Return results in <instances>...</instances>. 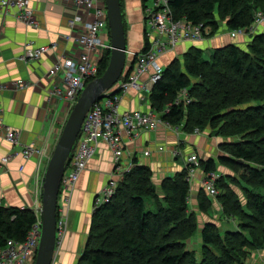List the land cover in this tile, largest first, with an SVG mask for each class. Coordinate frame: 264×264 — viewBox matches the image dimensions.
<instances>
[{
	"label": "trees",
	"instance_id": "trees-1",
	"mask_svg": "<svg viewBox=\"0 0 264 264\" xmlns=\"http://www.w3.org/2000/svg\"><path fill=\"white\" fill-rule=\"evenodd\" d=\"M169 3L176 19L208 26L213 35L223 25L230 31L249 30L257 12H264V0ZM251 37L246 47L232 42L211 54L192 45L164 67L149 93L151 107L170 125L189 133L211 129L224 139L218 159H202L200 167L206 174H220L215 181L218 201L238 229L223 231L208 222L201 229L200 254L191 249L200 223L190 209L188 167L157 184L152 168L135 161L110 201L94 209L77 264H249L254 250H264V31ZM110 55L107 50L99 76ZM184 89L191 101L177 104ZM220 165L234 175L220 173ZM206 191L199 192L203 211L212 205ZM35 221L30 209L0 206V247L9 239L25 240Z\"/></svg>",
	"mask_w": 264,
	"mask_h": 264
},
{
	"label": "crops",
	"instance_id": "crops-1",
	"mask_svg": "<svg viewBox=\"0 0 264 264\" xmlns=\"http://www.w3.org/2000/svg\"><path fill=\"white\" fill-rule=\"evenodd\" d=\"M34 10L36 25L21 21L13 9L0 11V93L2 117L20 135V144L13 145L0 138V199L6 207H35L42 202L43 183L46 170L66 121L72 110V103L66 99L50 98L49 91L54 83L50 71L63 55L75 54L81 50L77 36L83 31L81 24L71 28L68 20L77 13H84L72 0H29ZM127 35V49L131 58L147 46L146 22L147 0H121ZM87 19L91 16L85 17ZM264 26L257 27V33ZM251 34L233 37L226 25L215 35L201 41H183L159 57L164 67L181 57L192 45L206 51H213L229 43L245 47L251 41ZM59 43L58 49L44 55L37 61L24 62L19 59L27 43L33 45ZM131 63V62H130ZM129 63V64H130ZM132 66V63L130 64ZM21 80V83L18 81ZM23 85V86H22ZM150 94L130 89L119 104L121 112L150 110ZM224 139L212 134L211 129L200 133L186 132L161 125L156 130L140 128L132 136H123L125 155L123 165L137 161L154 171V180L160 184L166 177L174 176L187 166L190 155L197 154L200 160L218 159L219 144ZM34 143L41 153L25 158L22 150L25 144ZM178 151L177 153L175 151ZM149 151V154L146 152ZM11 159L4 163V156ZM223 174L233 172L223 165L218 167ZM206 173L197 168L191 181L190 209L196 213L200 223L198 237L193 236L190 248L199 247L201 229L208 222H214L223 230L238 228L233 218L225 217L221 203L209 194L211 207L203 211L199 207V192L204 187ZM118 179L115 172L113 153L101 142L96 155L90 159L87 168L80 175L72 193L68 232L61 245L54 264H77L87 244L95 198L110 179ZM249 264H264V250H255ZM253 252L251 254H253Z\"/></svg>",
	"mask_w": 264,
	"mask_h": 264
},
{
	"label": "built area",
	"instance_id": "built-area-1",
	"mask_svg": "<svg viewBox=\"0 0 264 264\" xmlns=\"http://www.w3.org/2000/svg\"><path fill=\"white\" fill-rule=\"evenodd\" d=\"M78 8H83L84 13H77L68 20L71 28L81 24L83 31L77 36V44L81 48L75 54H65L53 65L50 76L54 83L49 91L50 98L66 99L72 105L75 104L83 89L89 81L99 76L100 64L107 50H111V33L105 0H72ZM13 9L17 17L29 24L36 25L34 10L29 0H0V11L7 12ZM91 16L87 19L85 17ZM146 32L149 43L141 52L137 53L132 66H128V72L114 85L106 90L101 99L96 101L87 113L80 135L75 143L71 158L64 173L58 200L57 217V253L63 244L68 232L69 212L71 210L72 193L75 185L87 168V165L97 151L101 142H105L113 153L115 172L118 178L123 179L126 172L132 169L134 162L123 165L125 155L123 136H132L138 129L144 128L156 130L161 125L179 130L167 123L153 108L145 111L121 112L119 104L130 89L150 93L154 84L162 77L164 66L160 64L159 57L168 50L175 48L183 41H201L211 34L212 30L203 24H193L185 19H176L169 0H153L146 5ZM264 26V12L256 14L255 22L248 29L231 30L235 37L240 34H255L257 27ZM59 43L53 41L44 45L27 43L19 59L24 62L37 61L58 49ZM22 81L19 80L18 83ZM23 86V85H22ZM4 86L0 84V93ZM184 101L189 103L187 89H184L176 103ZM169 110V108H166ZM195 133L201 130L196 128ZM0 138L9 141L13 145L20 144L19 131L7 125L2 117V104L0 100ZM178 152L177 150L175 151ZM22 153L25 158H31L41 153V149L34 143L25 144ZM149 154V151L146 152ZM11 156H4L2 161L7 163ZM200 159L197 154H192L187 160L189 180L192 181ZM203 186L209 194L216 196L218 190L215 181L220 176L215 172L206 174ZM118 179H110L108 184L95 198L94 209L103 203L109 202L118 187ZM0 206L2 200L0 199ZM35 213L36 221L30 228L27 237L23 241L9 239L5 246L0 247V264H35L42 238L43 217L42 202L35 207L23 206Z\"/></svg>",
	"mask_w": 264,
	"mask_h": 264
},
{
	"label": "water",
	"instance_id": "water-1",
	"mask_svg": "<svg viewBox=\"0 0 264 264\" xmlns=\"http://www.w3.org/2000/svg\"><path fill=\"white\" fill-rule=\"evenodd\" d=\"M111 33V55L103 75L87 83L72 107L50 158L42 191L43 231L35 264H53L57 244L60 187L84 119L93 104L128 72L129 54L121 0H105ZM134 63V58L131 60Z\"/></svg>",
	"mask_w": 264,
	"mask_h": 264
},
{
	"label": "rangeland",
	"instance_id": "rangeland-1",
	"mask_svg": "<svg viewBox=\"0 0 264 264\" xmlns=\"http://www.w3.org/2000/svg\"><path fill=\"white\" fill-rule=\"evenodd\" d=\"M149 3H151L153 0H147ZM212 35H209V36H207V37H211ZM246 47V46H245ZM207 54H211V53H213L212 51H207L206 52ZM132 63V61H131V58H130V56H129V61H128V66ZM130 63V64H129ZM197 168H201L200 166H197ZM237 173V176L239 175L238 174V172H236ZM232 175H234V174H232ZM120 180V178H118V180L117 181H119ZM236 190H237V193L239 194V195H242L243 193H242V191L240 190V188L238 189V188H236ZM218 194H219V192H217V194H216V198L218 199ZM215 197V196H214ZM198 200H199V198H198ZM238 228H235V229H226V226L224 225V228H223V231H226V230H231V231H235V230H237ZM196 236L198 237V232L195 234V240L194 241H196ZM201 247H202V245L200 244L199 245V247H194V249H197V252H199V254H200V251H201ZM192 249V248H191ZM258 250H261V249H258ZM255 251V250H254ZM257 251V250H256ZM254 257V252H253V254H250L249 255V257H248V259H247V263H250V261L252 260V258Z\"/></svg>",
	"mask_w": 264,
	"mask_h": 264
}]
</instances>
